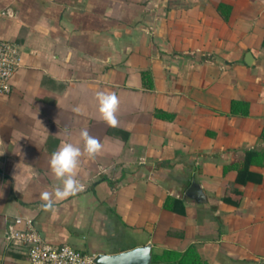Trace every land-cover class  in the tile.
Returning a JSON list of instances; mask_svg holds the SVG:
<instances>
[{"label": "crops", "instance_id": "0c3cea01", "mask_svg": "<svg viewBox=\"0 0 264 264\" xmlns=\"http://www.w3.org/2000/svg\"><path fill=\"white\" fill-rule=\"evenodd\" d=\"M0 40L20 54L0 94V264H29L6 239L17 218L88 254L264 264V0H0ZM84 128L103 150L46 210L51 154Z\"/></svg>", "mask_w": 264, "mask_h": 264}, {"label": "clouds", "instance_id": "9594fccd", "mask_svg": "<svg viewBox=\"0 0 264 264\" xmlns=\"http://www.w3.org/2000/svg\"><path fill=\"white\" fill-rule=\"evenodd\" d=\"M99 119L109 127H117L119 120L117 113L120 99L115 92L97 91L95 93ZM76 111H80L79 108ZM80 140L83 147L71 142H62L57 150L53 151L49 161L50 172L60 181V185L53 190L41 192L42 207L46 210L53 207L55 202L67 199L83 190V184L78 179L81 171V160L86 157L94 161L102 152L103 145L99 139L90 135L87 128L80 131Z\"/></svg>", "mask_w": 264, "mask_h": 264}, {"label": "built area", "instance_id": "2783aa9c", "mask_svg": "<svg viewBox=\"0 0 264 264\" xmlns=\"http://www.w3.org/2000/svg\"><path fill=\"white\" fill-rule=\"evenodd\" d=\"M4 14V13H3ZM20 54L17 47L8 41L0 40V94L10 91V80L19 67ZM17 218L6 234L8 244L23 247L29 264H96V255L84 253L68 245L54 246L44 242L42 237L30 223Z\"/></svg>", "mask_w": 264, "mask_h": 264}, {"label": "water", "instance_id": "95a60500", "mask_svg": "<svg viewBox=\"0 0 264 264\" xmlns=\"http://www.w3.org/2000/svg\"><path fill=\"white\" fill-rule=\"evenodd\" d=\"M186 194L198 199L200 191L197 185H191ZM94 262L96 264H151V245L146 244L116 254H97Z\"/></svg>", "mask_w": 264, "mask_h": 264}, {"label": "trees", "instance_id": "16d2710c", "mask_svg": "<svg viewBox=\"0 0 264 264\" xmlns=\"http://www.w3.org/2000/svg\"><path fill=\"white\" fill-rule=\"evenodd\" d=\"M245 167L246 165L241 168V171L238 173L239 181L242 179L241 177L245 172ZM152 262L154 264H202L194 248H189L186 252L181 254L165 251L161 255H154L152 257Z\"/></svg>", "mask_w": 264, "mask_h": 264}]
</instances>
